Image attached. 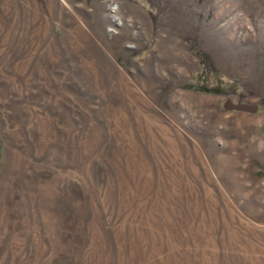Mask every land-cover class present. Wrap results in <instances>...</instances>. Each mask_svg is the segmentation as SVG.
<instances>
[{
    "label": "rangeland",
    "instance_id": "rangeland-1",
    "mask_svg": "<svg viewBox=\"0 0 264 264\" xmlns=\"http://www.w3.org/2000/svg\"><path fill=\"white\" fill-rule=\"evenodd\" d=\"M0 264H264V0H0Z\"/></svg>",
    "mask_w": 264,
    "mask_h": 264
},
{
    "label": "water",
    "instance_id": "water-1",
    "mask_svg": "<svg viewBox=\"0 0 264 264\" xmlns=\"http://www.w3.org/2000/svg\"><path fill=\"white\" fill-rule=\"evenodd\" d=\"M229 107L235 110H242L247 112H252L255 109L254 106L246 104H231Z\"/></svg>",
    "mask_w": 264,
    "mask_h": 264
}]
</instances>
